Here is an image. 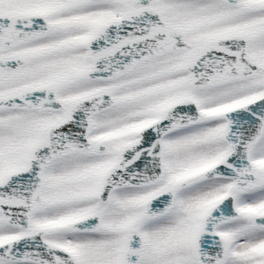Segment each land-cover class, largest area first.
Returning a JSON list of instances; mask_svg holds the SVG:
<instances>
[{
    "label": "snow or ice",
    "instance_id": "1",
    "mask_svg": "<svg viewBox=\"0 0 264 264\" xmlns=\"http://www.w3.org/2000/svg\"><path fill=\"white\" fill-rule=\"evenodd\" d=\"M0 264H264V0H0Z\"/></svg>",
    "mask_w": 264,
    "mask_h": 264
}]
</instances>
